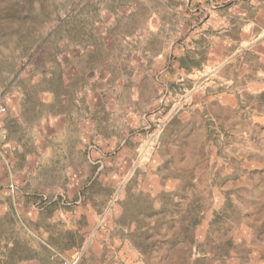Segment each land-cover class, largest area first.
<instances>
[{"label": "rangeland", "instance_id": "rangeland-1", "mask_svg": "<svg viewBox=\"0 0 264 264\" xmlns=\"http://www.w3.org/2000/svg\"><path fill=\"white\" fill-rule=\"evenodd\" d=\"M0 264H264V0H0Z\"/></svg>", "mask_w": 264, "mask_h": 264}, {"label": "built area", "instance_id": "built-area-1", "mask_svg": "<svg viewBox=\"0 0 264 264\" xmlns=\"http://www.w3.org/2000/svg\"><path fill=\"white\" fill-rule=\"evenodd\" d=\"M2 110H3V108L0 106V111H2ZM63 264H75V262H68L67 260H65L63 262Z\"/></svg>", "mask_w": 264, "mask_h": 264}]
</instances>
